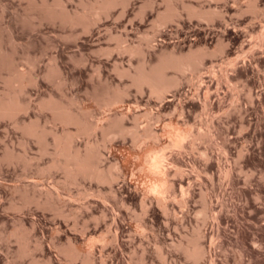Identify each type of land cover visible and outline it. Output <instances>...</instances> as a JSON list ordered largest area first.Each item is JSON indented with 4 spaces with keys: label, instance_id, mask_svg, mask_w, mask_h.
I'll return each mask as SVG.
<instances>
[{
    "label": "rangeland",
    "instance_id": "1",
    "mask_svg": "<svg viewBox=\"0 0 264 264\" xmlns=\"http://www.w3.org/2000/svg\"><path fill=\"white\" fill-rule=\"evenodd\" d=\"M48 1L74 12L82 10L83 2L92 0ZM123 1L118 0L108 14L84 29L82 25L72 27L60 19L48 18L43 10L31 7L30 0H0V48L15 65L32 72L37 79L36 84L26 87L25 98L31 107L17 118L26 122L38 120L42 126L61 129L60 123L52 120L51 111L43 108V100L54 96L74 104L91 105L92 118L102 122L108 110L96 104L93 95L113 86L125 90L126 94L112 111L131 108L134 113V107L138 106L139 113L146 108L155 112L153 119L140 117V126L152 121L163 135V121L170 117L194 124L203 132L198 149L178 156L180 166L187 172L186 181L195 184L189 207L183 212L175 205L181 216L179 220L164 217L159 207L153 205L143 218L149 226L150 237L141 241L134 215L135 211L140 212L136 188L120 169H115L119 170V178L112 185L85 179L78 185L63 188L68 200L64 210L73 214L67 218L34 201L21 206L23 200L15 192V186L38 181L40 188L49 187L59 176L63 179V173L53 169L39 171V167L49 166L51 154L42 152L39 142L18 127L14 119L0 116V264H46L49 260L51 264H84L82 258L70 260L62 253L69 242L83 249L94 245L92 250L96 251V257L104 256L106 264H135L142 254L148 264H162L156 246L163 243L165 251L170 252L167 264H192L171 244L184 240L185 235L190 236L198 225L206 233L202 238L206 248L214 243L217 249L204 264H264V45L261 34L264 0H127L126 4ZM252 4L258 11L250 9ZM168 5L177 8L179 14L165 23H157V13L165 12ZM194 9L210 14L199 16ZM219 42H224L225 48L215 51ZM118 45L140 47V52L132 54L118 49ZM191 48H203L204 59L197 68L185 72L169 69V76H178L181 83L161 99L147 89L138 91L131 85L130 78L121 75L116 68V62L120 69L130 64L133 68L138 66L143 57L141 51L156 63L163 52L179 55ZM55 65L58 71L53 70ZM212 69L218 74L215 80ZM10 71V66H0V92L9 87ZM226 72L231 83L223 76ZM231 84L236 86L235 90ZM201 85L212 86L209 99L213 103L209 109L201 107L205 99ZM157 111L163 113L160 120L156 118ZM131 115L125 119L129 126L133 123ZM92 135L101 138L100 132ZM166 137L164 134L162 138ZM48 139L51 141L50 136ZM84 139L81 138V145ZM101 142L105 167L116 161L119 165L130 162L126 178L143 183L145 173L136 166L138 158L132 154L133 150H140L142 144L135 145L130 136ZM8 148L16 154H24L27 160L15 163L3 160ZM224 148L228 149V159ZM169 149L168 155L172 151ZM121 155L123 161L117 158ZM172 155L177 156L175 151ZM228 163L233 167L229 176L224 171ZM194 167L200 171L201 181L191 173ZM59 173L61 175L57 176ZM202 189L210 192L215 205L207 221L197 213L203 203ZM84 190H88V195L80 194ZM104 198L108 201L106 205L102 203ZM122 198L128 201L129 212L115 202ZM217 200L224 205L217 206ZM113 207L119 211L115 212ZM216 212L220 215L219 232L213 225ZM115 213L119 214L117 222H114ZM14 229L26 233L30 251L25 254L18 253L20 240L12 235ZM108 230L112 235L119 231L120 242L109 238L104 248V241L96 238L103 233L108 236ZM141 242L146 248L144 253Z\"/></svg>",
    "mask_w": 264,
    "mask_h": 264
},
{
    "label": "bare ground",
    "instance_id": "2",
    "mask_svg": "<svg viewBox=\"0 0 264 264\" xmlns=\"http://www.w3.org/2000/svg\"><path fill=\"white\" fill-rule=\"evenodd\" d=\"M168 1L170 2L171 0ZM30 2L31 7H34L36 10H43L48 18L60 19L61 22L69 24L72 27L76 25H82L84 29H88L92 24L98 22L103 14H108L109 10L115 6L118 0H92L90 2H83L82 10L74 12H69L64 6L58 8L57 3H50L48 0H41L40 2L37 0H30ZM123 2L126 4L127 0H124ZM250 9L254 12L258 11V7L253 4L250 5ZM178 12L179 11L177 8L174 9V7L168 5L165 12L157 13L156 22L162 24L167 20L174 19L175 16L179 14ZM194 12L199 16L205 17L210 14L208 11L196 9H194ZM215 12L220 13L217 11ZM261 34L264 45V31H261ZM223 43L219 42L215 51L223 50ZM117 48L128 51L132 54L135 52H140V47L136 46L118 45ZM141 54H143V57L141 58L139 65L135 68H133L132 64H130V67L128 68L123 67L120 69L117 62L116 68L121 75H127L130 78L131 85L135 86L138 91H144L147 89L152 95H156L157 98L161 99L167 91L181 83V80L178 76H169V69L172 68L177 72H185L188 69L197 68V66L204 59L206 52L203 48H191L187 53H181L179 55L166 54L163 52L156 63L151 62L149 60L150 57L148 58L145 56L143 51H141ZM9 57L10 56H8L7 53H4L3 49L0 48V66L11 67L10 74L7 76V84L10 88L8 87V89L6 88V90L0 92V116L14 119V122L18 127L22 128L26 134L39 142L42 152L51 154V163L49 166L45 168L39 167V171L44 172L46 170L53 169L63 173V179L59 176L61 175L59 173L57 175L59 176V179L54 181L53 185L49 187L40 188L38 181L31 182L30 184L28 183L26 185L15 186V192L19 193L23 200V204L21 206L27 205V203L29 204L30 202L34 201L38 205L53 208L58 216L60 215V217L67 218L73 214L69 215L64 210V205H66L65 203L67 199L64 197L62 191L63 188L67 189V186L69 187V185L72 184L78 185L81 183V181H85V179L112 185V183L119 178V170L117 171L115 169H120L124 174H126V176L124 175L125 179H127V181H129L136 188L140 212L135 211L134 215L136 216V226L138 228L137 230L139 231L141 241L147 239L149 236V226L144 223L143 218H145V215L149 212L153 205L159 207L164 217L168 219L173 217L180 220L181 216H179L178 212L176 211L175 205H179L181 208L180 210L183 212L187 210L192 197L194 188L193 185L195 184L190 181H186L185 175L187 172H185L186 170L180 166L178 156L192 153L198 149L197 145L200 144L199 141L203 136V132L200 129H197L194 124L188 121L181 122L180 118V120H175L170 117L169 120L165 119L163 121L164 124L162 125V132H164L163 135H167L166 139L164 140L162 138L163 135L159 133V130L156 127L157 125L153 126L152 121H148L143 126H140L139 124V119L142 116L153 119L155 112H153L152 109L146 108L143 110V112L140 111L139 113L138 111L141 108L135 106L134 108L136 109L134 110L136 112L134 113H131V108L130 110L128 109L126 111L121 109L112 111L114 106L123 100V95L126 94L125 90H117V88L113 86L108 87L102 92H96L93 95V99L96 104H99L101 108L108 110L106 117L102 122L92 118L93 115L91 114V105H87L85 103L74 104L72 101H66L63 97L57 98L54 96H50L49 99L43 100V108H47L51 111L52 120L60 123L62 126L61 129L48 128L44 125L42 126L38 120H30L29 122L20 121L17 118L18 114L28 111V109L31 107L30 101L25 98L26 87L29 84H36L37 79L32 72L20 69L19 66L14 64V60ZM53 70L58 71V66L55 65ZM211 72L215 80L217 78L216 75H218L217 71L212 69ZM223 76L226 78L228 83H231V80L228 79L229 74L227 75V72L223 74ZM231 85L235 90L236 86L233 84ZM203 86L201 85L200 89L204 90L205 99L201 107L204 109H209V107L212 105V101L209 99L212 86ZM130 114H132L131 116L133 123L129 126L125 122V119H127ZM162 116V111L156 113V118L158 120H160ZM212 120L214 122V119ZM71 126H73L74 129H71ZM96 132L101 133V140L96 137H92V134H96ZM48 136L51 137V141L48 139ZM117 136H130L135 145H143V147L140 146V150L132 151V154L138 158V161L136 159L137 162H135L136 166L145 173V180L143 183L137 182L138 180L135 181L133 179L126 178L127 173L129 172L130 162L129 164L124 163L119 165V162L116 161L117 163L115 162V164H111L107 167H105L102 163L103 153L101 151V141L105 142L107 139H113ZM82 137H85L86 139H84L85 141L83 140L84 144L81 145L80 141H82ZM51 144L52 149L50 150L49 146ZM169 148H172L170 155H168L169 152L167 151L170 150ZM227 150L228 149L224 148L223 153L225 151V158L228 159L229 153ZM174 151L177 154L176 157L172 155ZM240 153H242V151H240ZM203 154L205 157L208 156L206 152H203ZM135 156L134 158H136ZM117 158L120 161L124 160L123 155ZM131 159L133 160V155ZM3 160H6L10 163H15L22 160H27V157L24 154H16L14 151H11L8 148ZM125 161H127V159ZM230 164L228 163L225 168L223 167L227 176L233 172V167ZM119 166L120 168H118ZM193 171L194 172L191 173L196 175V180L201 181L200 171L195 167ZM30 187L31 189L28 190ZM111 192H114V190H111ZM80 194L86 196L88 195V190H84ZM113 195L114 197L117 196L116 193ZM201 196L203 198V203L202 206L197 210V213L199 217H203V221H207V218L210 216V211L211 209L213 211V207L215 205L212 201V196L209 191L202 189ZM70 201L73 203L74 200L70 199ZM106 201L107 198H104L102 203L106 205ZM118 201L116 200L115 202L119 203V206H124L128 212L131 210V208L128 206V201L125 198H122ZM14 205L17 208L21 207L18 204ZM116 205L115 207L118 208ZM219 205L223 206L224 202L217 200V206ZM115 207L113 208L115 209ZM116 210L119 211V209H115V212ZM103 211H107V209ZM117 213H115L116 216L114 222H117L116 220L119 216ZM213 219V222L215 223L213 225L217 226V231L219 232L221 227L220 215L216 212L213 215ZM201 229L202 228L198 225L190 236L182 235V237L184 236V240H180L178 243L175 242L171 244L172 246L181 250L185 257L192 261V264H204V260H206L207 257L212 256V254L217 250L215 248L216 244L213 242V245H215L214 247L213 245H210L209 248H206V244L204 245L202 242V238L206 236V233L204 234V230ZM110 231L108 234L112 235V232ZM11 233L12 235L17 236L20 240L19 254H25L30 251V248L27 246L26 233L20 229H14V231ZM108 236L107 234L103 233L96 239L98 241H104L103 247L105 245L107 246L106 242L109 240V238L111 239L110 241H115L119 244V231H116L115 234L113 232L111 237ZM92 239L95 241V238ZM143 242H141V247L144 253L146 248L143 246ZM91 244L93 243L91 242ZM38 245L39 243L36 244V246ZM92 246L94 245H91V248L89 249H83L81 246H76L72 242H69L67 247L62 248V253L65 254V256L70 260L82 258L81 261H83L84 264H106L107 262H105V259L103 258L104 256H99L100 259L96 257V251L94 252L92 250L95 247L93 248ZM156 249L160 262L162 264H167L169 260L168 254L170 252L167 253V251H165V245L163 243H158ZM32 259L34 261L37 260L36 257H32ZM46 264H51V261L49 260ZM135 264H148L145 255L142 254L135 261Z\"/></svg>",
    "mask_w": 264,
    "mask_h": 264
}]
</instances>
